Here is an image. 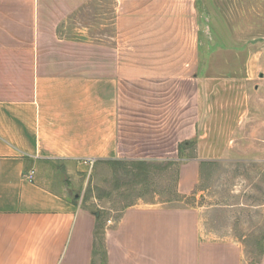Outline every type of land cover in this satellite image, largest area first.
<instances>
[{"label":"crops","instance_id":"crops-1","mask_svg":"<svg viewBox=\"0 0 264 264\" xmlns=\"http://www.w3.org/2000/svg\"><path fill=\"white\" fill-rule=\"evenodd\" d=\"M240 2L264 0H0V264H246L203 206L142 202L102 222L74 193L87 158L180 161V144L207 138L215 54L237 47L229 75L264 90L262 41L233 42L223 10ZM203 160L180 164L179 195Z\"/></svg>","mask_w":264,"mask_h":264},{"label":"rangeland","instance_id":"rangeland-1","mask_svg":"<svg viewBox=\"0 0 264 264\" xmlns=\"http://www.w3.org/2000/svg\"><path fill=\"white\" fill-rule=\"evenodd\" d=\"M224 7L230 33L235 34L233 42L262 41L264 49V3ZM236 48L214 55L213 72L219 76H214L213 88H206L200 97L199 128L203 136L205 131L208 135L184 145L185 158L96 161L90 171L80 172L81 185L74 193L82 194L84 205L100 212L102 222L116 221L128 206L142 202L203 206V226L212 236L238 241L246 264L260 262L264 251V125L255 119L259 106L254 102L260 95L264 111V90L260 93L255 88L262 82L259 74L229 75L240 72L242 65ZM194 158L204 159L199 183L191 195L181 196L177 192L179 166ZM100 256L104 264V253Z\"/></svg>","mask_w":264,"mask_h":264},{"label":"built area","instance_id":"built-area-1","mask_svg":"<svg viewBox=\"0 0 264 264\" xmlns=\"http://www.w3.org/2000/svg\"><path fill=\"white\" fill-rule=\"evenodd\" d=\"M96 160L93 158H87L84 160L85 164H88L90 167H92L95 164ZM34 175V171H32L30 174H28V178L32 179Z\"/></svg>","mask_w":264,"mask_h":264},{"label":"trees","instance_id":"trees-1","mask_svg":"<svg viewBox=\"0 0 264 264\" xmlns=\"http://www.w3.org/2000/svg\"><path fill=\"white\" fill-rule=\"evenodd\" d=\"M188 144H190V142H183L182 144H180V154H181V151H182V148L184 147V145H188ZM181 156H183V155L181 154ZM115 161L116 160H112V161H102V162L112 163V162H115ZM98 234H100V232H98ZM99 236L101 237V235H99ZM104 264H105V262H104Z\"/></svg>","mask_w":264,"mask_h":264}]
</instances>
